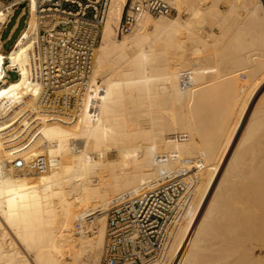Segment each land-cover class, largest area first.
<instances>
[{
  "label": "bare ground",
  "instance_id": "6f19581e",
  "mask_svg": "<svg viewBox=\"0 0 264 264\" xmlns=\"http://www.w3.org/2000/svg\"><path fill=\"white\" fill-rule=\"evenodd\" d=\"M167 1L177 11L189 9L186 18L145 14L123 37L117 26L126 0L106 1L82 111L71 118L49 114L38 102L40 64L34 38L53 13L39 11L37 0H28L25 26L10 49L0 51V76L4 58L19 74L0 86V264H99L108 205L122 194L138 196L161 177L184 178L186 170L199 164L194 168L201 171L196 172L199 186L174 229L166 258L155 264L194 262L190 256L195 251L189 250L194 248L196 221L209 208L221 173L226 178L243 161L248 180L236 189L237 197H222L223 205L217 204L219 199L213 204L222 219V232L215 236L221 239L218 253L207 251L213 258L196 259V254L195 259L199 264H264V256L254 253L264 249V152L253 159L251 149L244 150L264 117L254 112L256 120L247 119L242 131L250 91L264 72V1L226 0L225 12L214 0ZM204 2L210 5L202 7ZM11 13V2L0 8V29ZM220 13H226L218 22L227 32L226 52H217L216 76L203 80L197 60L203 39L199 23L211 22ZM186 70L193 85L182 88L180 73ZM177 132L186 139L174 140L171 134ZM42 155L50 159L44 171L35 168ZM187 158L195 161L190 164ZM218 163L203 199V185L212 180L204 177ZM16 164L23 168L17 170ZM211 211L206 212L208 218ZM200 220L197 225L203 227L212 222Z\"/></svg>",
  "mask_w": 264,
  "mask_h": 264
},
{
  "label": "built area",
  "instance_id": "2783aa9c",
  "mask_svg": "<svg viewBox=\"0 0 264 264\" xmlns=\"http://www.w3.org/2000/svg\"><path fill=\"white\" fill-rule=\"evenodd\" d=\"M106 1L37 0L39 11L53 13L52 19L34 38L38 41L40 64L37 99L49 114L74 118L81 113ZM10 2L12 12L17 8L25 10L27 19L28 0H0V8ZM176 13L177 9L167 0H126L117 33H128L145 14L170 16ZM4 63L9 64L7 58ZM15 72L18 76V71ZM180 83L182 88L193 85L189 71H181ZM171 135L174 140L187 137L179 132ZM15 166L23 168L22 164ZM49 166L50 159L46 156L36 158L37 170L44 171ZM184 177L187 178L161 177L151 186L143 187L138 196L122 194L108 205L103 211L106 227L99 264H155L166 258L174 229L195 187L193 175L188 172Z\"/></svg>",
  "mask_w": 264,
  "mask_h": 264
},
{
  "label": "rangeland",
  "instance_id": "374dc122",
  "mask_svg": "<svg viewBox=\"0 0 264 264\" xmlns=\"http://www.w3.org/2000/svg\"><path fill=\"white\" fill-rule=\"evenodd\" d=\"M207 1H209V0H206V2ZM211 1H213V0H211ZM226 0H219V3H218V1H216V0H214V2L216 3V5L218 6V8H219V10H221L222 12H225L226 10H227V7H228V5L226 4V2H225ZM262 1V0H261ZM264 1V0H263ZM263 1H262V3H263ZM202 2V1H201ZM204 4V5H203ZM206 3L204 2V3H201V5H202V7H206L207 5H210V3L209 4H206ZM20 8H17L15 11H14V14H13V16H12V18L10 19V21H9V23L7 24V26L5 27V29L3 30V32H2V35H1V37L3 38V39H5V38H7L6 40H5V42H4V45H3V47H4V49L5 50H8L9 48H10V46L12 45V43H13V41H14V39L16 38V36H17V34H18V32H19V29L23 26V20H20V23H19V27H18V29L14 32V33H11V27H12V25L15 23V21H16V17L18 16V14L19 13H21L20 12ZM185 10H187L186 8H182V10L181 11H177V13L176 14H174V15H170V16H168V17H175V16H177V15H179L182 19H184V18H186V15H187V13H189L188 11H189V9L187 10V11H185ZM25 13H26V11H25ZM91 14L89 13V16H90ZM220 15H222V16H220ZM220 15H218L217 16V18L214 20H211V22H203L202 21V23H199V24H201L202 26H200V27H202L201 29H199L197 32H199V34H200V36L203 38H201L202 40H204V41H202V40H200L199 42H198V45H200L201 46V53H199V58H200V60L199 59H197L199 62V64L201 65H199L200 66V68H201V70L204 72V77H205V79L203 78V80H208L209 78L211 79L212 77H214V76H216L215 74V72H214V68H216L217 69V66H218V61L220 60L219 59V56H217V52H218V54H219V51L221 50V49H224V51H225V48L223 47V46H225L227 43V32H225L226 30L225 29H223V28H221L222 30H220V23H221V21H222V19L224 18V16H226V13H220ZM220 16V17H219ZM158 17V16H157ZM156 16H154V18H157ZM221 18V19H220ZM201 19H203V17H200V20ZM218 19H220V20H218ZM215 21V22H214ZM220 21V23L218 24V22ZM210 23V24H209ZM219 25V26H218ZM218 26V27H217ZM224 32V33H223ZM217 34V35H216ZM224 34H226L225 36H226V38H225V36H224ZM209 35V36H208ZM118 36L119 37H123V34H118ZM205 36V37H204ZM213 36V37H212ZM217 37V38H216ZM220 37L222 38V37H224V38H222V39H220ZM215 38L217 39V40H215ZM220 39V40H219ZM205 40H207V41H205ZM223 40V41H222ZM219 41V42H218ZM200 42H201V44H200ZM216 42H218V43H216ZM221 42V43H220ZM209 43V44H208ZM211 46V47H210ZM209 47V48H208ZM221 47H223V48H221ZM203 48V49H202ZM220 48V49H219ZM206 49V50H205ZM217 49V50H216ZM219 50V51H218ZM204 53H203V52ZM208 51V52H207ZM216 51V52H215ZM222 51V50H221ZM213 52H214V54H213ZM226 52V51H225ZM216 53V54H215ZM216 55V57H214V56ZM215 58V59H214ZM203 59H204V61H203ZM205 59H207V60H205ZM218 60V61H217ZM202 63H201V62ZM212 64V65H211ZM202 65H204V66H202ZM217 65V66H216ZM198 66V67H199ZM209 66V67H208ZM216 66V67H215ZM205 67H207V68H205ZM207 69H208V71H207ZM215 69V70H216ZM218 70V69H217ZM211 73V74H210ZM206 74V75H205ZM16 73L15 72H12L11 74H10V77H11V79H15L16 78ZM261 76V77H260ZM260 76H258V79H256L255 80V82H257V80L260 82L259 84H257L256 85V87L252 90V91H250V100H249V102H248V104H247V106H246V109H245V111H244V113H243V117L245 118L246 117V122H245V125H243V128H242V131H243V129H244V127L247 125V123H248V121H249V118L251 117H253V115H255V114H261V116L262 117H264V103H263V97H264V72L263 73H261V75ZM261 80V81H260ZM262 82V83H261ZM251 87H254V85L252 84V86ZM261 88V89H260ZM258 89V90H257ZM258 92L257 94H256V92ZM255 92V93H254ZM255 94H256V97H255ZM254 97L255 98H257L258 97V101L259 102H257V103H259L258 104V106L256 107L255 106V100H254ZM252 98V99H251ZM261 99V100H260ZM254 100V101H253ZM260 102H262V105H261V103ZM251 103V104H250ZM253 105H254V107H253ZM257 105V104H256ZM252 106V107H251ZM251 107V109L249 110V108ZM255 107H256V109H255ZM255 109V111H254V109ZM249 110V111H248ZM253 110V111H252ZM252 111V112H251ZM248 112V113H247ZM254 112H255V114H254ZM248 114V115H247ZM251 114H252V116H251ZM255 117V116H254ZM253 117V118H254ZM252 118V119H253ZM243 119V118H242ZM247 119H248V121H247ZM254 121L256 120L255 118L253 119ZM252 120V121H253ZM250 122H251V119H250ZM260 123H262L261 124V126H260V128L258 129V133H257V135L255 136L256 138H257V140H255L256 138H254L253 139V141L251 142V146H246L247 148H244V150L245 149H247L248 151L250 150V152L253 154L252 155V157H253V159H259V156H257V155H262L263 154V152H264V145H262L263 144V142H264V139L263 140H261L262 138L261 137H263L264 136V120H261L260 121ZM262 128V129H261ZM262 132H261V131ZM243 132H241V134H242ZM260 134V135H259ZM263 134V135H262ZM259 135V136H258ZM239 137H241V135H239ZM260 139H259V138ZM264 138V137H263ZM259 139V140H258ZM256 141V142H255ZM258 142V143H257ZM257 143V144H256ZM230 145V144H229ZM255 146V147H254ZM258 146V147H257ZM252 147H253V149H252ZM249 148V149H248ZM262 148V149H261ZM237 150V149H236ZM244 150H237V151H240V153L241 152H244ZM261 150H262V152H261ZM253 151H255V153L253 152ZM250 152H248V153H246V154H250L251 155V153ZM112 155H114L115 154V152H113V151H111L110 152ZM232 153V155L234 154V151H232L231 152ZM235 153H239V152H235ZM245 155V154H244ZM231 156V155H230ZM230 156H229V159H230ZM255 157H257V158H255ZM196 158V161H198L197 159H199L198 157H195ZM188 159V158H187ZM228 159V160H229ZM185 160H186V158H185ZM187 161H190V164H191V161L192 162H194L195 160H192V158H189ZM241 163V162H240ZM239 163V165H241ZM243 163H244V161L242 162V165L241 166H238L237 167V169H236V167L235 168H231L232 170H230V172L226 175V178L225 177H223V174L221 173V175L219 176V178H218V180L216 181V184H215V186L216 187H214V189L216 190V192H215V190H212V194H213V196H212V199L210 200V203H209V208H207V211L206 212H208L209 210H211L212 209V211L211 212H213V213H211V217L210 218H208L207 217V215H206V212H205V214H204V219H203V217H200V218H198V221H196V226L194 227V229L196 228L197 229V232H196V234L194 235V239H193V242L191 243L192 245H193V249L191 248L190 250H189V252H192V250L193 251H195L194 252V254H193V252L191 253L192 254V256H190L191 254L190 253H188L189 255L187 256V258L189 259L190 257V259H193L192 257H194V259H193V261L195 262L196 261V263L195 264H199V263H197V260L196 259H198L199 257V259H201V256H204V257H207L208 259H210V258H213V256L216 254V253H218L217 251H215V249H216V247H217V243H218V241H220L221 239H217V238H215V236H216V232L218 233V231H219V234H221V232H222V229H221V223H219V222H221L222 221V219H221V214L219 215V213H221V211H220V209H218L219 211H216L215 210V208H213L216 204V202H214V201H217V199H219L218 200V202L220 201V203H218L217 202V204L219 205V204H221V205H223L222 204V201H221V199H222V197H225V198H227V196H228V198H232V196H234L235 195V197L234 198H236L237 197V195H236V191L239 189H241V187L243 186V185H245V180H248V178L247 177H245L246 176V174H243V172L245 171V167H244V165H243ZM193 164V163H192ZM197 165H199V164H196V165H194L195 167H193V168H189L188 170H186L187 172L186 173H190L191 175H192V173H193V176H194V180H195V187H197V186H199V181H198V174L196 173L197 171H198V173H199V171H200V169L199 170H196L195 171V169H197L198 168V166ZM220 165H221V163H218V165H216V167L214 168H211V171H212V169H213V171L211 172H208L206 175H207V177H206V179H205V177H204V180L206 181L207 179H212L211 181H210V183H208V182H205V183H207L206 185L204 184L203 185V188H204V190L202 189V191H204V197H203V199L206 197V194H207V191L211 188V185H212V183H213V180L215 179V177H216V175H217V173H218V171H219V169H220ZM193 166V165H192ZM197 167V168H196ZM195 168V169H194ZM17 170H19V169H17ZM21 170V169H20ZM235 170V171H234ZM191 171V172H190ZM194 171V172H193ZM234 173H233V172ZM200 173H201V171H200ZM199 173V174H200ZM211 173V174H210ZM258 173V172H257ZM196 176H195V175ZM236 175V176H235ZM229 176V177H228ZM242 176V177H241ZM234 177V178H233ZM262 177V176H261ZM185 179H186V177H184ZM240 178V179H239ZM245 178H247V179H245ZM226 179V180H225ZM232 179V180H231ZM224 180H225V182H224ZM228 180V181H227ZM231 180V181H230ZM236 180H238V181H236ZM212 182V183H211ZM227 182V183H226ZM232 182H234V183H232ZM245 182V183H244ZM231 184V185H230ZM227 187H226V186ZM237 185V186H236ZM229 186V187H228ZM236 186V187H235ZM194 187V188H195ZM224 187H226L227 188V190H226V188H224ZM233 187V188H232ZM206 188V189H205ZM229 188V189H228ZM230 188H231V190H230ZM225 189V190H224ZM237 189V190H236ZM207 190V191H206ZM228 190H230V192L228 191ZM223 191V192H222ZM234 191V192H233ZM206 192V193H205ZM219 193V194H218ZM223 193V194H222ZM231 193V194H230ZM221 194L223 195V196H221ZM225 194V195H224ZM217 196V197H216ZM216 197V198H215ZM241 198H243V197H241ZM214 199V200H213ZM212 201V202H211ZM213 204H215V205H213ZM235 204H236V202H235ZM237 204H238V202H237ZM210 205H211V207H210ZM219 207H221V206H219ZM215 211V212H214ZM219 212V213H218ZM218 213V214H217ZM212 214H214V215H212ZM217 214V215H216ZM206 215V216H205ZM213 216H214V218H213ZM206 218H207V220H208V223L209 222H211V223H209V225H208V227L206 226V227H203V226H199V225H197V223L199 222V220L200 221H204V220H206ZM217 218H220V220L218 219L217 220ZM215 219V220H214ZM218 221V222H217ZM214 222H216V223H214ZM218 223V224H217ZM216 224V225H215ZM214 226V228L215 229H218V230H215V229H212V227L211 226ZM198 227V228H197ZM200 227H202V228H200ZM211 227V228H210ZM210 228V230L208 231V229ZM221 230H220V229ZM198 229H199V231H198ZM203 230V231H202ZM213 230V231H212ZM207 231L209 232V233H207ZM211 231V232H210ZM202 235H201V234ZM215 233V234H214ZM198 234V235H197ZM201 236H200V235ZM210 234V235H209ZM214 234V236H212ZM200 236V237H199ZM208 238H207V237ZM206 237V238H205ZM213 237V238H212ZM196 238V239H195ZM201 238V241L200 242H202V244L204 243H206V248L208 249H206L205 248V246H203L202 244H198V243H196L197 241H199V240H197V239H200ZM203 238V239H202ZM209 238H211V239H209ZM206 239V240H205ZM209 240V241H208ZM216 240V241H215ZM214 241V243H211V242H213ZM199 242V243H200ZM194 243V244H193ZM195 244H197V246L198 245H201V247H204V248H201V250L200 251H198L197 249H198V247L195 245ZM209 244V245H208ZM211 244V245H210ZM191 245V246H192ZM215 246V247H214ZM195 247L197 248V249H195ZM202 249H203V252H201L202 251ZM259 248H256L255 250H254V253H255V255L256 256H260L261 257V255H262V257L264 256V249H262V248H260L259 250H258ZM213 250V251H212ZM217 250V249H216ZM198 251V252H197ZM207 251H208V253H210V254H212L213 256H211V255H206V253H207ZM200 253H203L204 255H202V254H200ZM222 252H220V254H221ZM197 254V255H196ZM195 255L197 256L196 257V259H195ZM190 256V257H189ZM199 256V257H198ZM187 259V260H188ZM178 260L179 259H176V263L175 264H177V262H178ZM172 261H174V259L172 260ZM188 261H190L189 262V264L192 262V260H188ZM194 262H192V264L194 263ZM198 262H199V260H198ZM170 264H171V262H170ZM173 264V263H172Z\"/></svg>",
  "mask_w": 264,
  "mask_h": 264
},
{
  "label": "crops",
  "instance_id": "0c3cea01",
  "mask_svg": "<svg viewBox=\"0 0 264 264\" xmlns=\"http://www.w3.org/2000/svg\"><path fill=\"white\" fill-rule=\"evenodd\" d=\"M15 11V10H14ZM14 11L10 14V16L7 18V20H6V22L3 24V26L1 27V29H0V46H1V51L2 52H7L8 50H5L4 49V47H3V45H4V42H5V40L8 38H5V39H3L2 37H1V35H2V32H3V30L5 29V27L7 26V24L9 23V21H10V19L12 18V16H13V14H14ZM21 13H19L18 14V16L16 17V21H15V23L12 25V27H11V33H14L17 29H18V27H19V23H20V20H23V26L19 29V32H18V34L20 33V31L23 29V27L25 26V21H26V14L27 13H25V10H22V11H20ZM18 34H17V36H18ZM16 36V37H17ZM16 39V38H15ZM15 39H14V41H15ZM13 41V42H14ZM13 44V43H12ZM11 47V46H10ZM9 61V60H8ZM1 68H2V71H1V76H0V86H3L4 85V81H11V80H14V79H11V77H10V74L12 73V72H15V70H13L12 68H10V62H9V66L8 65H6V63H4V59H3V61H2V65H1ZM16 73V72H15ZM17 75V74H16ZM16 78H17V76H16ZM15 78V79H16Z\"/></svg>",
  "mask_w": 264,
  "mask_h": 264
},
{
  "label": "water",
  "instance_id": "95a60500",
  "mask_svg": "<svg viewBox=\"0 0 264 264\" xmlns=\"http://www.w3.org/2000/svg\"><path fill=\"white\" fill-rule=\"evenodd\" d=\"M21 7H22V5H21Z\"/></svg>",
  "mask_w": 264,
  "mask_h": 264
}]
</instances>
